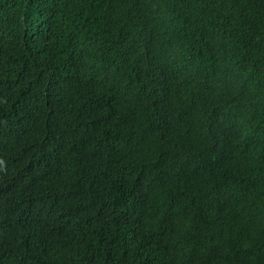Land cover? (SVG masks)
<instances>
[{
    "label": "trees",
    "instance_id": "trees-1",
    "mask_svg": "<svg viewBox=\"0 0 264 264\" xmlns=\"http://www.w3.org/2000/svg\"><path fill=\"white\" fill-rule=\"evenodd\" d=\"M0 264H264V0H0Z\"/></svg>",
    "mask_w": 264,
    "mask_h": 264
}]
</instances>
